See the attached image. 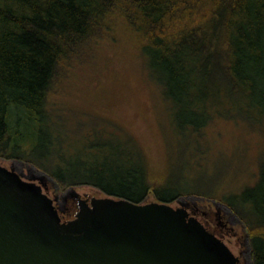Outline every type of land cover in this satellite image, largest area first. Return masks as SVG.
<instances>
[{
	"label": "trees",
	"instance_id": "16d2710c",
	"mask_svg": "<svg viewBox=\"0 0 264 264\" xmlns=\"http://www.w3.org/2000/svg\"><path fill=\"white\" fill-rule=\"evenodd\" d=\"M116 24L136 39L185 150L215 119L264 127V0H0V156L34 164L54 194L86 187L134 204L209 197L193 191L189 159L158 175L132 136L105 126L75 135L50 116L59 68ZM225 201L251 263L264 264L263 161L254 185Z\"/></svg>",
	"mask_w": 264,
	"mask_h": 264
},
{
	"label": "rangeland",
	"instance_id": "374dc122",
	"mask_svg": "<svg viewBox=\"0 0 264 264\" xmlns=\"http://www.w3.org/2000/svg\"><path fill=\"white\" fill-rule=\"evenodd\" d=\"M46 108L51 117L64 121L63 130L71 134L83 135L91 126H105L106 133L132 136L149 169L158 175L167 166L189 159L194 167L189 173L193 191L209 197L180 199L213 211L219 207L230 211L239 228L243 225L225 199L256 182L259 162H264V127L215 119L199 136L198 147L192 142L185 150L184 141L174 132L168 102L150 76L136 39L123 26H108L59 68L47 93ZM0 165L22 169L24 176L44 174L31 162L10 155L0 156ZM51 186L47 182L50 191ZM74 189L80 195L102 197L86 187ZM47 193L53 198V193ZM170 205L177 207L175 202ZM67 209L64 219L74 213L72 204Z\"/></svg>",
	"mask_w": 264,
	"mask_h": 264
},
{
	"label": "water",
	"instance_id": "95a60500",
	"mask_svg": "<svg viewBox=\"0 0 264 264\" xmlns=\"http://www.w3.org/2000/svg\"><path fill=\"white\" fill-rule=\"evenodd\" d=\"M45 174L0 165V264H235L237 259L177 207L80 195L50 198ZM75 202L70 219L56 206Z\"/></svg>",
	"mask_w": 264,
	"mask_h": 264
},
{
	"label": "flooded vegetation",
	"instance_id": "af4514ba",
	"mask_svg": "<svg viewBox=\"0 0 264 264\" xmlns=\"http://www.w3.org/2000/svg\"><path fill=\"white\" fill-rule=\"evenodd\" d=\"M18 173H23L22 169L15 168ZM47 192L52 191L47 188ZM49 195V194H48ZM53 198L59 195L53 193ZM72 204L73 212H76L75 202L67 200L62 202L60 199L56 202V206H59L64 211L62 218H65L67 214V205ZM188 217L196 219L205 230L220 240L237 259L235 264H252L250 261V248L248 245V235L246 233L244 225L238 226V221L232 219L230 211H225L217 208L213 211L210 207H200L197 203H186L185 207ZM73 213V215H74ZM238 222V223H237ZM241 222V221H240ZM240 224V223H239ZM242 224V222H241ZM232 244H235L234 249Z\"/></svg>",
	"mask_w": 264,
	"mask_h": 264
}]
</instances>
